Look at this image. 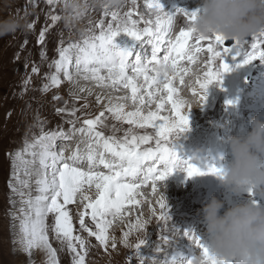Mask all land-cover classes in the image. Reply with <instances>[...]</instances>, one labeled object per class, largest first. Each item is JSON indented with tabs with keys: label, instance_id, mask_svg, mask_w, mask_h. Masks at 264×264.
<instances>
[{
	"label": "bare ground",
	"instance_id": "1",
	"mask_svg": "<svg viewBox=\"0 0 264 264\" xmlns=\"http://www.w3.org/2000/svg\"><path fill=\"white\" fill-rule=\"evenodd\" d=\"M92 2H96V0H69L70 4L77 5L78 7L70 6L67 9L64 7L63 0H61V3L58 5L61 8L56 7L57 5H48L46 0H34V2H30V0H15V2L11 4L16 5L13 10L14 15L23 18L22 28L14 33L0 37L1 43H5L9 36H11V38H13L12 40H14L9 42L8 39V43L5 45L9 46V49L7 50L8 52L4 50V52L2 51L3 54L0 56V143H4L6 141L9 143L14 137V142L10 146L11 153L14 148H18L16 150V154L18 152H22L26 147V143L31 144L36 137L40 136L41 133L38 132L37 126L40 122L46 121L47 115L50 113L49 110H51L54 101H56V99H54L56 96H59L60 99L63 97L69 98V100L73 103L72 106L71 104L70 106H63L61 105V101H59V99L56 101V103L59 105V108H66L68 110L63 112V114L68 116L70 121H75V126H73L71 123L70 127L68 125V127L71 128V131H68L69 129L67 131L63 129L65 130L64 133H66L67 138H58L55 142V148L53 149L54 151L57 148V145L62 146L63 144V146L69 148V153H74L77 151V149H79L80 153L85 155L88 145L92 143L93 148L97 152H102L103 148L95 145L94 141L89 138L87 133H78V131L73 132V130L86 127L83 123L77 122L85 119H94L92 116L98 110V108L100 109L98 110V115L101 112H104V118L107 119V121L112 124V128H115L116 130L132 129L134 133H144V135H154L157 131L151 127L139 128L129 125L125 121L116 120L114 116L106 110L107 107L110 106V102L111 106H115L117 104L124 105L125 112H131L135 111L137 108H141L145 114L149 112H158V114H163L160 115L161 117L175 118L171 101L165 103L163 109L159 108V104L167 100L168 93L166 91H162L159 95H157L155 102L147 103L149 98L147 96L146 90L142 88L139 94L144 95L146 103L144 105H140L139 101L133 102L131 99V89L125 88L122 83L111 85L110 81H107L106 85H100L95 80L85 79V73L77 74L74 66L77 56L76 49H73L70 53L73 61V65L71 67L74 78L73 81L69 82L61 72L60 79L62 83L59 85V87H50L49 90L46 91L49 93L48 100L50 102H40L39 92L41 89H43L45 84L51 85L50 77L57 73L54 62L60 58L56 52H52V49L54 48L52 38H57L60 45L61 41H63L62 45L68 46L69 44H82L84 39L90 37L93 34V31L96 35H98L99 28L96 27L98 23H95L98 18L96 19L92 15V11H94V9L90 12H85V10L81 9V6H83L85 3H89L88 6L92 8ZM194 2H200V0H161V4L163 5L164 9L170 13H175L177 8H185L189 11L199 9L198 6L190 7V5ZM148 3L149 0H135V5H133L132 0H125L124 7L118 10V12L120 16H123L129 10H133L136 13V15L133 16V19L137 17L140 19L143 17L145 20H149L147 16H152L153 18H155V16L153 11L148 7ZM48 6H51V9L56 14L61 16L62 25L59 28H54L52 23H49L50 16ZM144 7L147 8L148 12L144 11ZM97 14H99V12ZM101 17L102 15L99 16V18L104 19L105 25H107L111 19L110 16L107 18ZM175 18L177 21L175 24L173 23V25H179L181 28H184L185 23L183 14L177 13ZM92 23L95 24L93 25ZM29 24H32L33 27L29 28ZM45 28L48 29L45 33V40L43 43H40L39 35L40 32ZM80 36H82V39ZM147 40L148 38L145 37L142 41L136 42L127 34L121 33L116 37L115 42L121 47L135 48L134 55L130 57V62L134 63L136 53L143 55V53L146 51L150 57L151 52H149V49L151 45L147 43ZM230 49H232L231 52L234 55L237 53L235 47ZM158 55L160 56V53ZM163 55H165V52ZM163 55L160 57H163ZM236 56L238 55L236 54L234 57ZM145 59L147 61V57ZM206 60V54L200 53L196 64H191L186 60L181 62L180 66L191 69V73L185 75L183 84L180 83L178 77L173 81V87L177 89V93L175 94L174 98L182 99L184 101H189L192 99L198 101V98L193 95L192 88L195 86L197 90H199L198 85H195V80L197 75H203ZM33 67H37L39 69L38 73L32 72ZM149 67H151V65H149ZM17 69H19V75H16ZM21 74L30 75V85L28 83L26 84V81L22 80ZM101 74L107 76V70H102ZM128 74L130 76L134 75L131 69H128ZM149 74L152 75L153 73ZM32 75H34L33 78ZM223 75H225V73ZM248 75H252L253 77L254 86L256 92L259 94V98L264 99V78L258 80L256 69L249 71ZM81 81H85L88 84H82L80 83ZM136 82L138 86L144 84L143 77H138ZM214 84L215 83H213L209 88H215ZM24 86H29V91L31 94L30 112L26 111L25 109L16 111L15 105L12 103V101L16 98L15 94H13V89L15 88L18 91H21ZM124 90H129V93H124ZM148 90L155 92L156 87L153 86L152 89ZM209 91L210 90L208 89V98L204 104L200 106L196 104L190 105L191 109L188 113L190 123L188 129L179 133L180 135L185 134V137L182 138H184V143H187L185 146L186 148H172L180 160L188 161L191 164L196 165L204 173L203 175L189 177L185 171L178 172V169H176L166 181L157 182V191L155 192H153V185L151 182L142 183L141 181H136L137 183L141 184V186L137 189L136 195V200L139 201V203L127 204L123 211L115 216L116 218L114 220H109L107 218V220L110 221L107 233V248H105V246L102 245L95 236L90 235L89 232L80 225V215L82 212H84L85 205L88 203V201L83 200V195H89L92 200L97 199L98 190L95 188V186L93 185L91 188L85 186L84 193H78L75 198V202L66 206L69 215L72 218L73 235L80 236L85 241L84 249H80L79 243L74 241V243L77 244L78 250L81 251V254H84L85 250L87 251L85 262L90 257L94 258L95 256H98V258L102 259L101 263H98L97 260L93 262L92 260L87 262L89 264H135L138 262L139 258H142V261H144L145 264H157V262L162 258V254L166 253V257L164 255V261H161L160 263L163 262L164 264H174L175 259L173 258L178 255L177 250H182L183 242L175 245L171 242L168 236V239L165 242V248L163 244L158 248L156 245L157 241L156 243L154 241L155 239H158L160 233H164V231L167 229V226L159 219L161 209L159 207L158 200L161 196H164L168 201L169 216L174 215V212L171 210V208L179 204L178 202H175V197L189 199L191 202L190 208L195 209V206L192 204L194 202L193 198L201 190L208 193L206 196V203L210 200L213 193L219 194L217 197L224 201L225 208L231 207L233 204L238 202H248V200H250L249 196H247L249 197L247 198L242 194H233L234 192L228 188L227 192L220 194L219 192L221 185L218 184V182L220 183L219 179L216 175L211 174L208 171L210 166H212L211 164L214 162H216V166L220 167L231 159V153L229 149H227L228 152L224 154L225 150L223 149L226 148L225 144H221L219 147V142L217 140H212L209 138L216 144L218 154L211 153L212 149L207 151L205 148L206 143L204 142L208 141H202L201 145L198 142L199 140H196L192 145H190L191 142L188 144L187 138L189 136L193 135L196 138L201 136L204 124L210 123L209 111L217 108L214 107L215 104L213 105V94H209ZM27 96L28 93L24 95V98H27ZM98 97L100 98L99 101L97 99ZM125 97H127V99H125ZM27 99L29 100V98ZM40 103H50V106L48 104L47 106H39ZM187 105H189V103H186L184 108L185 113L188 111ZM152 106L155 107L150 108ZM73 108L78 109L75 116L69 115V112ZM250 113L252 115L250 116L249 120L246 118L248 131H250V121L252 118H254V116L264 117V104L256 103L255 106L250 108ZM78 116H81L82 118L79 119ZM201 119H203V121L199 122ZM243 125L244 121L242 122L241 126ZM98 129L99 128L97 127V131H99ZM60 130L61 128L58 129V131ZM49 131L45 130V132ZM207 134L213 133L210 131L207 132ZM104 136L106 137V135ZM60 139L61 142L59 143L58 140ZM72 148H74V150H71ZM34 150L36 152L40 151L39 147ZM65 152L67 151L65 150ZM70 156L66 155V158ZM11 158L9 160L10 162L8 164V170L5 176V185L0 186L3 192V199L0 200V214L4 215L3 219L5 220V223H8L9 221L12 226L10 225V228L8 225L7 228L1 229L0 237H6L10 239L12 237L16 255H18V261H24L25 258L31 256V253H34L36 255V259L31 260L30 264H52L53 258L51 257V254L47 248L34 247L30 252H27L24 250V245L20 242L22 236L21 221L24 219L25 213L30 212L28 205L24 203V201L30 198L34 199L36 196L40 195L38 191L39 185L37 184V180L40 179L43 169L39 164V159L38 161L35 160L36 158L29 153H25L23 159L30 162H35L29 163L27 165V172H25V166L16 159V155L14 158ZM105 158L107 160L113 159L110 153H105ZM85 161L86 159L77 163L75 166L85 170ZM69 163L72 162L69 161ZM100 170H102L106 175L110 174L109 169L105 168L103 165L98 164L95 166L94 171ZM11 172L12 175L10 176ZM14 172L17 173L19 179L13 177ZM48 174L51 175V169H48ZM9 178L11 184L15 186L17 191H12V188L9 186L10 182L7 184ZM49 178H51V176H49ZM21 180L25 181L26 184L22 185L20 183ZM128 182L133 181L131 178H128ZM186 182L190 183V188L187 191H183L187 192L186 194H182L179 189L183 187ZM164 184L167 185L166 188H164ZM149 186H151L150 189L146 190ZM20 193H23V196H21ZM248 193L249 192H245L243 194ZM73 205H76V213L71 215L70 211L72 210ZM143 208H147L145 213L141 212ZM8 209L11 210L8 211ZM21 209L24 211H21ZM153 209H155V214H153ZM88 213V215L84 216L85 227L90 229L92 232H98L99 230L97 228V222L93 221L91 218V209H88ZM186 219H184V221L186 224H188L189 221ZM45 223L47 225L49 243L51 244L52 248L56 250L55 259L58 261V264H73L72 259H66L68 256H73V253L70 252L67 246V241L62 242V239H58L55 233V214L49 213L45 219ZM118 224H121L122 226H119ZM140 224H143L144 227L141 228L139 226ZM177 224H180V221H178ZM177 224L175 225L176 229L181 226ZM184 229L185 233L195 231V228L193 227L184 226ZM125 232L129 234L127 240H125ZM172 233L175 232L173 231ZM203 235L204 237L201 235L200 237L204 240L202 243H205L208 240V236L207 233L204 232ZM170 236H173V234ZM184 237L180 239L184 240V242L190 241V247H186L185 250L187 252L191 251V253L194 255V250L198 251L199 248L193 244L188 235H184ZM140 239H144V243H142L139 248H135V244L138 243ZM96 241H98L100 245L104 247V251H101L100 254H97V252L100 251L99 245L95 246L97 249H94V251H90L89 248V246ZM113 244H115V247L112 246ZM186 251L183 252L187 254ZM173 252L175 253L173 254ZM148 255L151 258H148ZM0 264H5V261L2 260Z\"/></svg>",
	"mask_w": 264,
	"mask_h": 264
},
{
	"label": "snow or ice",
	"instance_id": "2",
	"mask_svg": "<svg viewBox=\"0 0 264 264\" xmlns=\"http://www.w3.org/2000/svg\"><path fill=\"white\" fill-rule=\"evenodd\" d=\"M30 2H34V0H30ZM46 2L48 5L55 6L61 3V0H46ZM132 2L135 5V0ZM63 4L65 9L70 6L78 7L70 4L69 0H63ZM148 7L153 11L154 20H145L143 17L139 20L133 19V16L136 15L133 10H129L120 16L118 11H109L105 6L103 16L105 18L111 17L107 25H105L104 19H101L96 25L99 28V35L93 31V34L84 39L82 44H69L67 48L63 46L59 48L60 58L54 62L57 73L50 77L51 85L45 84L43 91H48L50 87H59L62 83L61 72L69 82L73 81L71 71L73 61L70 53L76 49L75 69L77 74L85 73V79L95 80L100 85H106L107 81H110L111 85L122 83L125 88L131 89L133 102L139 101L140 105L146 103L144 95L139 94L142 88L147 92L149 98L147 103L155 102L156 96L162 91H166L168 93L167 100L161 102L159 108L163 109L165 103L171 101L175 118L161 117L158 112L145 114L141 108L125 112L124 105L111 106L110 102V106L106 110L116 120L125 121L129 125L139 128L151 127L157 131L154 135H138L129 129L122 140L114 136L105 137L102 132L97 131L98 126H104L102 118L105 113L101 112L94 119H85L83 124L86 127H81L76 131L87 133L95 145L103 148L102 152H97L93 148V144L90 143L86 155H82L77 149L70 157L66 158L63 151L53 150L58 138H67L66 133L63 131L44 132L42 130L40 136L36 137L33 143H26L25 149L16 154V159L25 166V172H27V165L35 162L24 160L25 153H29L33 157L38 156L39 164L43 169L40 179L37 180L40 195L24 201L30 212H26L21 221L22 236L20 242L27 252H30L34 247L47 248L53 258L52 264H58V261L55 259L56 250L52 248L47 235L45 219L49 213L55 214V233L58 239H62V242L67 241V246L73 253V264H85L87 251L85 250L84 254H81L77 244L74 243V241L78 242L79 248L84 249L85 241L80 236L73 235L72 218L66 208L67 205L75 202L78 193H84L85 186L91 188L94 185L98 190V198L92 200L89 195H83V200L88 201V203L80 215V225L107 248V233L110 224L107 217L117 216L127 204L139 203L136 200V195L141 184L136 181L151 182L153 192H155L157 191V182L166 181L176 169L185 171L189 177L204 174L196 165L180 160L170 146L174 136L188 129L190 123L188 113L191 109L190 104L187 105L188 111L185 113L186 102L174 98L177 89L173 87V81L178 77L180 83L183 84L185 75L191 73V69L180 66L182 61L186 60L191 64H196L199 54L205 53L207 56L205 70L203 75H197L195 80V85H198L199 90L195 86L192 88L193 95L198 98L199 104H204L208 98L209 87L213 83H222L223 73L230 70V66L224 62L223 58L232 49L225 46L226 40L221 35L205 37L197 34L195 29L190 26L195 21L199 9L189 11L185 8H177L175 13H170L164 9L161 0H149ZM177 13L183 14L187 24L173 40L170 36ZM50 19L55 23L61 17L50 14ZM140 23L145 26L139 27ZM28 27L32 28L33 25L29 24ZM47 30L45 28L40 32V43L44 42ZM121 33L127 34L136 42L147 37V43L151 45L150 57L146 51L143 55L136 53L134 63L130 62V57L134 55L135 48L121 47L115 42L116 37ZM236 42L238 47L249 49L244 51L246 58L243 64H250L256 60L264 62V33L253 35L250 46L248 41ZM62 44L63 41H61ZM162 50L165 55L160 57L158 54ZM146 57L147 61L145 62ZM104 69L107 70V76L101 74ZM128 69H131L134 75L130 76ZM38 71L37 67L32 68L33 73H38ZM149 73L153 74L150 75ZM138 77H143L144 84L138 86L136 82ZM153 86L156 87L155 92L148 90L152 89ZM54 99L58 100L60 97L56 96ZM97 99L99 101L100 98ZM228 103L233 104L234 101H228ZM56 111L61 113L68 110L58 108ZM77 111L78 109L73 108L69 115L75 116ZM68 122L75 126V121ZM153 140L155 142L154 147L141 148V145L149 144ZM37 147L40 149L39 152L34 150ZM105 153H110L113 159L107 160ZM85 159L89 163L87 171L75 166ZM98 164L109 169L110 174L106 175L103 172L94 171L93 169ZM48 169H51V178H49ZM208 171L220 176L223 174V167L212 165ZM13 177L19 179L16 172L13 173ZM128 178H131L133 182H128ZM20 183L26 184L22 180ZM9 186L12 191H17L11 182ZM249 193L254 194L251 190ZM20 195L23 196V193ZM158 203L161 209L159 219L166 225L170 220L168 201L164 196H161ZM253 203L257 202L253 200ZM88 209H91L92 220L97 222L98 232H92L85 227L84 216L89 214ZM21 211L24 210L21 209ZM153 214H155V209H153ZM139 226L144 227L143 224ZM128 235L127 232L124 233L125 240H127ZM186 235L194 245L210 258V264H232V261L228 259L217 260L212 257L207 246L202 243L195 232H189ZM142 243H144V239H140L135 244V248H139ZM112 246L115 247V244ZM187 261L188 264H191L190 259Z\"/></svg>",
	"mask_w": 264,
	"mask_h": 264
},
{
	"label": "clouds",
	"instance_id": "3",
	"mask_svg": "<svg viewBox=\"0 0 264 264\" xmlns=\"http://www.w3.org/2000/svg\"><path fill=\"white\" fill-rule=\"evenodd\" d=\"M96 3L101 8L118 11L125 0H96ZM198 8L200 11L190 26L199 35L218 34L226 41L244 42L264 33V0H200ZM22 20L15 15L0 20V36L22 28ZM185 102L200 106L195 99ZM250 129L245 134L228 137L231 159L222 165L223 174L217 178L223 187L237 195L251 190L264 196V117L252 118ZM67 148L62 144L56 150ZM67 153L63 152L65 157ZM200 214L208 236L204 244L212 257L228 259L232 264H264V207L244 202L225 208L224 201L213 196ZM190 260L191 264H210V258L201 249Z\"/></svg>",
	"mask_w": 264,
	"mask_h": 264
},
{
	"label": "rangeland",
	"instance_id": "4",
	"mask_svg": "<svg viewBox=\"0 0 264 264\" xmlns=\"http://www.w3.org/2000/svg\"><path fill=\"white\" fill-rule=\"evenodd\" d=\"M15 2V0H0V20L6 19L8 16L10 15H14L13 10L14 7H16V5H11ZM200 2H194L190 5V7H196L199 5ZM89 3H85L83 4V6H81V9L85 10V12H90L94 9V11H92V15L94 16V18H98L97 21H95V23H98L101 19L99 18V16L102 15L101 18H103V8L97 6L96 2H92V8H90V6H88ZM59 5V4H58ZM56 6L58 8H61L60 6ZM95 6V7H94ZM90 9H89V8ZM97 7V8H96ZM49 8V16L51 15H58L56 14L51 8V6H48ZM144 11H147V8L144 7ZM76 12V11H75ZM99 12V14H97ZM74 13V12H73ZM96 14V15H95ZM61 17V16H60ZM147 18H149V20H154L155 18H153L152 16H147ZM100 19V20H99ZM137 20H139V17L135 18ZM177 19L175 18V22L176 23ZM49 23H52V26L54 28H59L62 25L61 19L55 23H53V21L50 19ZM95 23H92L93 25ZM184 27L187 24V20L184 18ZM183 24V23H182ZM145 25L143 23L139 24V27L143 28ZM176 32L180 31V26L179 25H173L172 27V32H171V36L170 38H175ZM85 33V32H84ZM83 33V34H84ZM9 35V34H8ZM99 35V33H98ZM2 37V36H0ZM80 38L82 39V36H80ZM9 42L10 41H14L12 40L13 38H11V36H9ZM8 39L5 43H1L0 42V56L3 54L2 51L4 52V50L6 52H8L7 50L9 49V46H5L8 43ZM52 41L54 43V48L52 49V52H56L57 55H59V48L61 46L67 48L68 46H64V45H60L58 42L57 38H52ZM247 41L249 42V46L250 43L252 41V37L248 38ZM58 45V46H57ZM225 46L228 48H236V54L238 56L234 57L235 55L230 51L229 53L224 55V62H226L229 66H230V70L225 72V75H223L222 78V83H215L214 86L215 88H209V94H213V105L214 107H217L216 109H213L211 111H209V116H210V123L204 124L203 127V131L201 132V136L196 138L195 136L191 135L187 138L188 144L191 142L190 145L194 144L196 140H199L198 142L202 143V141H209L211 138L212 140H217L219 142V147L221 144H225V152L224 154H226L228 152L227 149H229V146L227 144V140L229 136H233V135H242L245 134L248 131V126H247V122H246V118L249 120L250 116L252 115L250 113V108L252 106H255L256 103H261L264 104V99H260L259 98V94L256 92L255 86H254V80L252 75H248L249 71H253L254 69H256L257 72V77L258 80L264 78V62L260 61V60H256L253 61L250 64H243V61L245 60V55H244V51L249 50V49H243L237 46V42L233 41V40H227L225 42ZM7 47V48H6ZM164 54V51L160 52V56ZM146 62V59H145ZM75 66V65H74ZM186 67V65H185ZM259 73V74H258ZM19 69L16 70V75H19ZM224 74V73H223ZM34 77V75H32V78ZM21 78L24 81H29L28 84L30 85L31 83V78L30 75L28 74H21ZM80 83L82 84H88L85 81H81ZM129 90H124V93H126ZM19 92V94H18ZM28 93L27 98H29V100L27 98H24V95ZM13 94H15L16 98L12 101V103H14L15 105V109L16 111H21L22 109H25L26 111L30 112V102H31V94L29 91V86H24V88L21 91H18L17 89H13ZM123 94V93H121ZM49 97V93L44 92L43 89L40 90L39 92V99L40 102H45V101H49L48 100ZM256 98V99H255ZM58 101V100H56ZM56 101H54V104L51 108L50 113H48L46 121L44 122H40L37 126L38 128V132L41 133V131L43 130L45 132L49 131V130H55L58 131L59 128H61L60 131H71L69 128L71 123H69L68 121H70V119H68V116H65L63 114V112L58 113L56 110L59 108L58 104L56 103ZM59 101H61V105L63 106H71L73 105V103L69 100V98L63 97L62 99H59ZM228 101H234L233 104H229ZM50 102V101H49ZM37 103V102H35ZM46 103V102H45ZM40 103L39 106H47V104L50 106V103ZM155 106H152L150 108H154ZM98 110H100L98 108ZM98 110L93 114V118H95L96 116H98ZM159 115H163V114H159ZM255 117V116H254ZM78 118H82L81 116H78ZM104 120V126L103 127H99L98 126V130L100 132H102L104 135H106V137H110V136H114L117 139H123L125 134L128 132L129 129H118L116 130L115 128H112V124L109 123L107 121V119H105L104 117L102 118ZM84 120L78 121L77 123H83ZM203 121V119H201L199 122ZM244 121V125H242V122ZM198 122V123H199ZM216 124V127H215ZM42 125V126H41ZM69 125V127H68ZM46 128V129H44ZM75 128V127H72ZM65 129V130H63ZM115 129V130H114ZM250 129V128H249ZM251 130V129H250ZM76 130H73V132ZM213 134H207V132H210ZM70 133V132H69ZM80 133V132H78ZM138 135H144V133H136ZM179 136H174L171 140V144L170 146L172 148L174 147H178L180 149H184L186 148L185 146L187 145V143H184V138L185 134H178ZM14 142V137L10 140L9 143L4 142V143H0V186L1 185H5V176L8 170V164H9V160L11 157L14 158V156L16 155V150L18 148H14V150L12 151V153L10 152V146L12 145V143ZM58 142H61V139L58 140ZM207 143V142H204ZM199 145V146H200ZM213 146H216V144L214 142H212ZM155 146V142L154 140L152 142H150L149 144H145V145H141V148H148V147H154ZM57 147H59V145H57ZM15 152V153H14ZM12 155V156H11ZM86 155V154H85ZM38 157V156H37ZM35 157L38 161L39 157L37 158ZM12 159V158H11ZM216 162H214L211 165H215ZM50 170V169H49ZM179 172H182V170H180ZM12 175V172L10 173V176ZM51 176V175H49ZM10 182V178L7 181V184H9ZM218 184H220L218 182ZM160 185V184H159ZM189 182H186V184L181 187L179 189L180 192H182V194H186L187 192H183V191H187L189 190ZM221 185V184H220ZM151 186L147 187L146 190H149ZM224 192H227V188L223 187L221 185V189H220V194H223ZM236 194V193H233ZM208 195V193H206V191H199L197 193L196 196H194V202L192 203L195 206V209H191L190 205L191 202L189 199H181L179 197H175L174 200L175 202H178L179 204L175 207H172L171 210L174 212L173 216H170V220H168L166 226L167 229L164 231V233H160L158 239H155V243L157 245V247L159 248L160 245H164V248L166 246L165 242L168 239L171 240V242L173 244H177L178 243V238L180 235V232H184V226L186 227H193L195 228V233L200 237L203 236V232H206V226L204 225L203 221H202V217H201V209L204 207V205L206 204V196ZM219 196V194H212L211 197L213 196ZM244 196H249L250 200H248V202H253V200H255L260 206L264 207V196H257L255 193L254 194H242ZM247 197V198H249ZM3 199V192L2 189L0 187V200ZM95 199V198H94ZM238 203H244V202H238ZM76 205H73L72 210L70 211V214L74 215L76 213ZM124 209V208H123ZM123 209L121 211H123ZM11 209H8V211ZM147 210V208H143V210L141 212L145 213V211ZM4 215L0 214V230L3 228H7V226L9 225L10 227V223L8 221V223H5V220L3 219ZM116 217H114L113 219H109V220H114ZM188 218V219H186ZM184 219H186L188 222V224H186V222L184 221ZM180 221V224H177V222ZM114 222V221H113ZM183 223V224H182ZM181 225L179 226L177 229L175 228V225ZM119 226H122L121 224H118ZM184 225V226H183ZM12 226V225H11ZM11 228V227H10ZM170 229V230H168ZM175 233H172V232ZM169 234V235H168ZM171 234H173V236H170ZM178 237V238H177ZM201 241L203 242L204 240L200 237ZM190 244V243H189ZM12 245V246H11ZM99 245L100 246V251L97 252V254H100L101 251H104V247H102L100 245V243L98 241L93 242L89 248L90 251H94V249H97L95 246ZM196 254L197 250H194ZM166 252V251H165ZM166 253L162 254V258L157 262V264H164L163 262L160 263L161 261H164V255ZM168 254V253H167ZM150 255V254H149ZM148 255V258H151ZM193 255V256H194ZM17 256L16 255V250L14 247V243L10 238H6V237H0V262L2 260L5 261V264H30L31 260H35L36 259V255L34 253H31V256H29L28 258H25L24 261H18L17 260ZM166 256V255H165ZM73 256H68L66 257V259H72ZM98 261V263L102 262V259L98 258V256L90 257L88 258L87 261ZM85 262V264H89L88 262ZM135 264H145L144 261H142V258H139L138 262H136ZM148 264V263H147ZM151 264V263H150Z\"/></svg>",
	"mask_w": 264,
	"mask_h": 264
}]
</instances>
